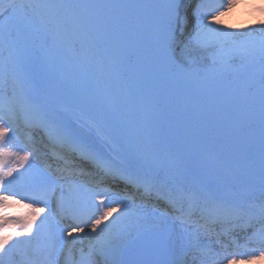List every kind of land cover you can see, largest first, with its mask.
<instances>
[{
	"label": "snow or ice",
	"instance_id": "obj_1",
	"mask_svg": "<svg viewBox=\"0 0 264 264\" xmlns=\"http://www.w3.org/2000/svg\"><path fill=\"white\" fill-rule=\"evenodd\" d=\"M260 260L264 0H0V264Z\"/></svg>",
	"mask_w": 264,
	"mask_h": 264
},
{
	"label": "rangeland",
	"instance_id": "obj_2",
	"mask_svg": "<svg viewBox=\"0 0 264 264\" xmlns=\"http://www.w3.org/2000/svg\"><path fill=\"white\" fill-rule=\"evenodd\" d=\"M240 11H234L231 15L227 16L226 19L230 18V16H234L236 13H239ZM239 15V14H238ZM236 15V16H238ZM250 22H251V25L249 26H255V27H259L258 23H257V19L255 16H250L249 18ZM242 21V19H241ZM234 22L235 24V21H232V23ZM240 21H239V16H238V22L237 24H239ZM37 139V138H36ZM42 157L44 158V160L48 161L50 163L51 159L49 160V156L48 155V152L47 151H43V153L41 154ZM52 156L55 155V153L51 154ZM20 171H23V169H20ZM16 199H19V196L15 197ZM22 204H26L28 203L27 200H24L21 202ZM36 207H42V205H36ZM10 211H24V209L20 208V206H14L13 209H10ZM253 264H264V260H260V261H254Z\"/></svg>",
	"mask_w": 264,
	"mask_h": 264
},
{
	"label": "trees",
	"instance_id": "obj_3",
	"mask_svg": "<svg viewBox=\"0 0 264 264\" xmlns=\"http://www.w3.org/2000/svg\"><path fill=\"white\" fill-rule=\"evenodd\" d=\"M238 14H239V15H238ZM236 15L239 16V21H240V22H241V19H242V20H243V19H247V23H248V25H251V22H250V20H249L250 16H248L247 14H244L243 12L236 13L234 16H232V17H230V18H228V19L224 18L223 22H224V23H231V24H234V22L232 23V21H235V24H237V22H238V16H236ZM230 20H231V21H230Z\"/></svg>",
	"mask_w": 264,
	"mask_h": 264
}]
</instances>
